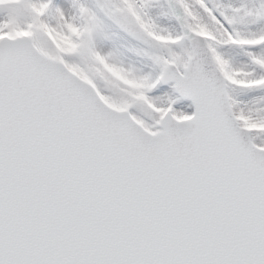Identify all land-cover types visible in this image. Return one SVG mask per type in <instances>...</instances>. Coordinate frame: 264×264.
<instances>
[{"label": "snow or ice", "instance_id": "1", "mask_svg": "<svg viewBox=\"0 0 264 264\" xmlns=\"http://www.w3.org/2000/svg\"><path fill=\"white\" fill-rule=\"evenodd\" d=\"M0 264H264V0H0Z\"/></svg>", "mask_w": 264, "mask_h": 264}]
</instances>
